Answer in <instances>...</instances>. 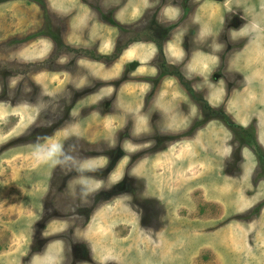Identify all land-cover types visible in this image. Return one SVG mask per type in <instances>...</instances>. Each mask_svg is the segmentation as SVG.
Here are the masks:
<instances>
[{
	"label": "rangeland",
	"instance_id": "obj_1",
	"mask_svg": "<svg viewBox=\"0 0 264 264\" xmlns=\"http://www.w3.org/2000/svg\"><path fill=\"white\" fill-rule=\"evenodd\" d=\"M223 114L264 156V0H0V264H264Z\"/></svg>",
	"mask_w": 264,
	"mask_h": 264
},
{
	"label": "clouds",
	"instance_id": "obj_2",
	"mask_svg": "<svg viewBox=\"0 0 264 264\" xmlns=\"http://www.w3.org/2000/svg\"><path fill=\"white\" fill-rule=\"evenodd\" d=\"M37 159L43 162H51L53 165L59 164L61 159L66 155L64 145L59 143L48 147L37 146L34 149Z\"/></svg>",
	"mask_w": 264,
	"mask_h": 264
},
{
	"label": "trees",
	"instance_id": "obj_3",
	"mask_svg": "<svg viewBox=\"0 0 264 264\" xmlns=\"http://www.w3.org/2000/svg\"><path fill=\"white\" fill-rule=\"evenodd\" d=\"M223 117L225 118V121L228 124V126H230L231 128L237 130L238 127H236L234 124H232L231 121L228 119V117L225 116V114H223ZM238 129L241 130L243 133H245V136L247 138L250 137V140H249L250 145H252V147L255 149L257 157L262 162H264V156H263L262 150L259 148V146L257 145V143L255 141V137H254L252 128H246V129L238 128Z\"/></svg>",
	"mask_w": 264,
	"mask_h": 264
}]
</instances>
